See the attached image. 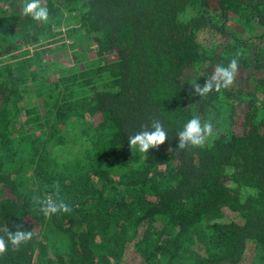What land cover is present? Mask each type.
Wrapping results in <instances>:
<instances>
[{
  "label": "trees",
  "instance_id": "trees-1",
  "mask_svg": "<svg viewBox=\"0 0 264 264\" xmlns=\"http://www.w3.org/2000/svg\"><path fill=\"white\" fill-rule=\"evenodd\" d=\"M42 2L0 0V235L34 232L0 264H264V0ZM193 115L214 136L179 150ZM154 119L166 142L132 151ZM56 182L72 211L45 217Z\"/></svg>",
  "mask_w": 264,
  "mask_h": 264
},
{
  "label": "clouds",
  "instance_id": "clouds-1",
  "mask_svg": "<svg viewBox=\"0 0 264 264\" xmlns=\"http://www.w3.org/2000/svg\"><path fill=\"white\" fill-rule=\"evenodd\" d=\"M23 14L30 15L36 21L47 22L49 20V10L42 0H24ZM243 55L242 50H237L235 56L230 60L227 66H217L210 79L201 86L200 83H192L190 89L192 95L203 97L209 92L215 90L219 92L221 88H228L234 82L238 72L239 58ZM143 130L136 132L128 137L129 147L138 150L141 153H147L151 148H158L168 139V132L163 124L154 119L151 126H142ZM178 149L182 150L189 146L203 147L210 138L214 136L213 124L210 120L202 121L198 115H193L177 133ZM54 193L47 194L44 197L33 196L34 203L40 205L39 210L45 217H51L60 212L68 213L72 207L60 195L59 182L54 184ZM34 236L31 230H23L17 225L15 231H6L5 235H0V256L8 250L10 242L13 250H18L21 244L29 242ZM6 237V238H5Z\"/></svg>",
  "mask_w": 264,
  "mask_h": 264
},
{
  "label": "rangeland",
  "instance_id": "rangeland-1",
  "mask_svg": "<svg viewBox=\"0 0 264 264\" xmlns=\"http://www.w3.org/2000/svg\"><path fill=\"white\" fill-rule=\"evenodd\" d=\"M244 33V32H243ZM206 37H210V35L209 34H206ZM60 51H62V50H60ZM65 55H68V53L65 51L64 52V55H61L62 57H67V56H65ZM63 62L66 64H70V62H69V59H67V60H63ZM64 63H60L59 65H62V64H64ZM199 80L198 79H195V77L194 76H188L187 77V84H189V85H192V83H199L198 82ZM201 84V83H200ZM130 252H131V250H128V252L126 253V255H125V258H124V260L122 261V263H124L126 260H128V257H129V254H130ZM253 256H254V248L252 247V246H249L248 247V250L246 251V253H245V255H244V258H243V260H242V262H241V264H252V259H253Z\"/></svg>",
  "mask_w": 264,
  "mask_h": 264
}]
</instances>
